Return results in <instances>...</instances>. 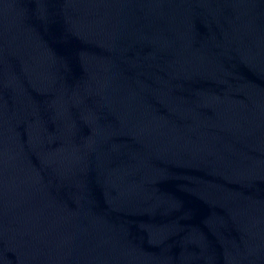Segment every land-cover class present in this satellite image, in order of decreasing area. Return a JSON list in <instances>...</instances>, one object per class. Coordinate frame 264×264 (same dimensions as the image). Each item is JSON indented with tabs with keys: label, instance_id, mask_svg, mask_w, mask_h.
I'll return each mask as SVG.
<instances>
[{
	"label": "water",
	"instance_id": "water-1",
	"mask_svg": "<svg viewBox=\"0 0 264 264\" xmlns=\"http://www.w3.org/2000/svg\"><path fill=\"white\" fill-rule=\"evenodd\" d=\"M0 264H264V0H0Z\"/></svg>",
	"mask_w": 264,
	"mask_h": 264
}]
</instances>
